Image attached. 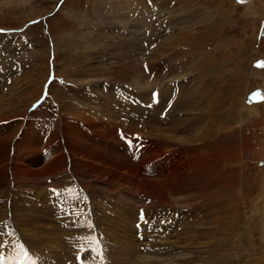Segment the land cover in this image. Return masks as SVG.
I'll use <instances>...</instances> for the list:
<instances>
[{
	"label": "rangeland",
	"instance_id": "374dc122",
	"mask_svg": "<svg viewBox=\"0 0 264 264\" xmlns=\"http://www.w3.org/2000/svg\"><path fill=\"white\" fill-rule=\"evenodd\" d=\"M125 2L0 0V247L27 251L31 257L24 253L20 264H76L77 258L90 264L88 254L79 250L86 241L107 264H264V0H138L140 11H146L142 23L135 19L141 12ZM202 14L208 15L203 23ZM218 21L224 23L216 24L215 31H221L226 42L216 50L215 41L197 39L213 33L204 24ZM189 26L194 31H182ZM182 34L185 41L175 40ZM169 35L178 45H169ZM192 46L190 56L199 61L204 48L219 64L216 74L202 84L219 89L213 102H220L223 113L213 107L214 115H228L233 96L241 116L237 114L239 121L221 119L213 127L216 137L220 133L222 138L220 154L215 147L202 145L213 143L215 135L210 132L209 137L207 122L200 123L203 113L190 116V106L187 126L180 125L171 137L181 139L176 142L181 147L167 146L172 149L170 160L160 173L154 166L162 169L156 160L164 156L143 167L145 145L152 141L143 132L170 123L171 108L178 115L181 112L175 108L178 103L185 112L186 102L179 99L182 87L176 80L195 76L199 84L200 72L183 74L187 59L177 55ZM161 47L164 55L155 54L158 58L153 62L150 53ZM174 56L178 60L170 65L172 72L163 83L160 76L149 92L135 90L131 84L135 76L152 82L160 73V63ZM155 65L160 67L155 70ZM125 83L132 93L128 100L112 102L113 95L117 99L127 90ZM197 91L195 86L192 96L182 97L187 95L183 98L188 105L205 110L209 95L205 98ZM156 96L159 100L153 102ZM109 113L116 117L107 118L112 117ZM90 118L97 123L100 118L120 120L110 131L114 146L122 148L113 150V163L126 162L130 168L80 163L77 142L90 143L81 137L102 131L87 121ZM191 131L203 136L194 138ZM124 136L132 137L130 151L122 143ZM44 138L50 142L46 149ZM109 142L104 141L112 148ZM239 144L237 159L230 160L234 145ZM202 150L212 157H199ZM220 157L223 160L218 162ZM101 167L106 172L101 173ZM131 168L137 178L131 176ZM163 177L179 194L168 207L161 204L166 186L156 189L161 190L157 202L147 190ZM51 187L67 193L75 189L78 194L50 198ZM180 195L186 198L180 200ZM138 210L145 216L141 240L133 226ZM4 252L7 260L21 255Z\"/></svg>",
	"mask_w": 264,
	"mask_h": 264
},
{
	"label": "bare ground",
	"instance_id": "6f19581e",
	"mask_svg": "<svg viewBox=\"0 0 264 264\" xmlns=\"http://www.w3.org/2000/svg\"><path fill=\"white\" fill-rule=\"evenodd\" d=\"M121 1V0H120ZM125 3H127V6H128V8L129 9H133L134 11H139V12H141V13H139L138 14V16H140L139 18H135L136 20H140V22L139 23H142L143 21H144V19H145V15H146V11H144V8H143V11H140L141 9H140V7H138V0H126V2ZM140 5V4H139ZM137 7L139 8V9H137ZM133 11V12H134ZM130 12H132V10L130 11ZM222 12H224V11H222ZM226 12V11H225ZM135 13V12H134ZM222 14V13H221ZM224 14V13H223ZM155 15V14H154ZM182 15V14H181ZM204 14H202V16L199 18V20H202V23L203 22H206L207 20H208V18L206 17V16H208V15H206V16H203ZM161 16V15H160ZM224 16V15H223ZM168 17V16H167ZM170 17V16H169ZM146 21V20H145ZM151 21V20H150ZM182 23V22H181ZM224 23V22H223ZM223 23H221V22H217V23H213V25L211 24V25H207V24H204L203 25V28L205 29V28H208V27H210V28H213L211 31L213 32V33H211V34H209V36H207L206 38H198L197 40H199V39H201L203 42L204 41H207V44H208V41H210V40H212V41H215V46L214 47H216V50H217V48H218V46H222V44L224 43V42H226L225 40H223V36H222V32L221 31H218V30H216L215 31V27H216V24H218V26H221L220 24H223ZM145 24V23H144ZM199 25V23H196V25ZM149 25V24H148ZM151 25V24H150ZM143 26H145V25H143ZM175 26V25H174ZM192 27H195V26H192ZM170 28H171V26L169 27V30H170ZM187 28H188V30H187ZM218 28V27H217ZM216 28V29H217ZM172 29V28H171ZM144 30V29H143ZM172 30H174V29H172ZM182 31L184 32H187V31H189V32H191V31H194V29L192 30L191 29V27L189 26V27H186V28H183L182 29ZM206 31V30H205ZM201 32H202V30H201ZM200 32V34H203V33H201ZM143 33V32H142ZM216 33H218V34H216ZM185 34V33H184ZM187 35V36H186ZM185 36L187 37V39L186 40H188L187 42H189L190 41V39H188V35L189 34H186ZM199 35V34H198ZM170 37V43H169V45L170 46H172V45H178V41H180V42H182V41H185V37H183V34H182V36H178L177 37V39H175V37H173V38H171L173 35H169ZM202 36V35H201ZM191 37V36H190ZM222 37V38H221ZM194 40V42H195V40H196V38L195 37H192ZM178 40V41H173V40ZM225 39V38H224ZM130 41V40H129ZM144 41V40H143ZM191 44V43H190ZM198 44V43H197ZM206 44V43H205ZM164 45V44H163ZM162 45V46H163ZM188 46H189V44H187ZM192 45H194V43H192ZM200 45V44H199ZM195 46V45H194ZM205 46V45H204ZM203 46V47H204ZM226 46V45H225ZM181 47V46H180ZM187 47V46H186ZM202 47V46H201ZM208 47V46H207ZM193 48V46L192 47H189L188 48V50H186V52L184 53V51H181V52H183V53H179L177 56L178 57H182V56H184L187 60V64H186V66H183V64H182V67H183V74L184 73H186L187 71L189 72V73H194V75L196 74V73H198V71L200 72L199 73V75L197 76L198 77V79H200L199 81V84H197V83H195V80H194V78H195V76H193V78L192 77H188V78H184V77H182L183 78V80L181 81V80H179V79H175L177 82H178V87H179V89H180V87H182V89L179 91V99H182V101H184V103H185V112H184V110H182V103H178L177 105H175V108L177 109H180V113H179V115L175 112L174 113V111H173V107L171 108V111H170V114L168 113V118H170L171 117V121H170V123H167L166 124V126L165 125H161V126H157V125H154V126H152L151 127V131L148 129L146 132H143V134L145 135V137H146V139L148 140V139H151L152 141H151V143H149L148 144V146H147V144L145 145V148L146 147H148V150H147V152H146V154H147V158L145 159V162L143 163V167H146V165H148V163H151V160L152 159H155V158H160V157H162V156H164V158L163 159H157L156 160V162L157 163H159V162H161L162 164H163V167H162V169H161V167L158 169L157 167L159 166H157V164H155V168L157 169V170H159V172L160 173H162V172H164L165 170L164 169H166L167 167H165L166 165H165V163L167 162V161H169L170 160V155H169V150H172V149H170L169 147L167 148V146L168 145H170V144H173V145H175L176 147H181L180 145H178L176 142H180V140L179 139H174V141H172L171 140V137H172V134L175 132V131H177L178 129H179V127H180V125L181 126H187V122H186V115H187V113H188V111H189V107L191 106L192 107V109H191V112H192V115H190L191 117L193 116V113H195V112H200V113H203V116L201 115L199 118H200V120H202V122H200V123H205V122H207V124H208V127H209V133H208V135H209V137H211L210 136V132H212V136L213 135H215V137H213V140H212V142L213 143H209V144H205V143H203L202 145H208V146H211V147H215L216 149H218V151H220V154H222L221 153V151L223 150V146H221L220 145V143H221V139L222 138H220L221 137V135H220V133H219V135L216 137V135H217V132L214 130V126H215V124H216V122L217 121H222V120H225V119H230V118H232L233 119V121L235 120V121H239L238 120V118H237V116L238 115H240L241 116V113H240V108H238L237 106H239L238 104L236 105V103H237V99L235 98V97H230L229 98V101L230 100H233V105H231V108L228 110L229 111V114L228 115H223V118H219L220 116V114L221 113H223V108H221V106H220V102L218 103L217 101L216 102H213V100L215 99V98H217V96L220 94V92H218L219 91V89H218V91H216V90H214V88L213 87H211V84H209L208 85V87L206 88L205 86V90H204V87H202V84L203 83H206V80L208 79V77H211V76H213L214 74H216V72H217V66L219 65V64H216V61L215 60H213L212 58H211V56L209 55V52L208 51H206L204 48H203V50H202V53H201V58H200V60L198 61V60H196V56L195 57H193V56H190L193 52H194V49H192ZM197 50V49H196ZM163 51H165V49H163V47H161L160 49H158V50H156V52L154 51V52H152V53H150V55H151V57L153 56V62L155 61L154 60V58H156L157 57V55H156V57H155V54H158L159 56H162V55H164V53H163ZM190 51H193V52H191V53H189ZM198 52H199V50H198ZM198 52H196L195 51V54L194 55H196V53H198ZM201 52V51H200ZM148 53V52H147ZM163 53V54H162ZM166 53V52H165ZM149 54V53H148ZM170 54V53H169ZM150 55L149 56H147V57H149L150 58ZM193 55V54H192ZM198 54H197V56H199ZM177 56H174V57H170V58H168L167 60H164V62H162V63H160V66H162V68L160 67V66H157V65H155V70L157 69V67H160V73L157 75V77H156V74H155V77H154V79H153V81L152 82H145L146 80H145V77H143V76H141V75H138V76H135L134 77V79H132L133 81V83L131 82V84L132 85H135L136 86V88H135V90L137 91V90H140L142 93H146V92H149L150 90L149 89H153L154 87H152V86H155L157 83H158V80H156L158 77H160V76H162L160 79H159V81L161 82V83H163V80H165L166 78H167V75H168V73L169 72H172L171 70H172V66L174 65L173 63L174 62H176V59L178 60V58H177ZM144 57V56H143ZM145 57H146V55H145ZM158 58V57H157ZM157 58H156V60H157ZM145 59H147V58H145ZM198 61V62H197ZM222 62V61H221ZM223 62H225V61H223ZM152 63V62H151ZM159 64V63H158ZM205 64V65H204ZM170 65H172V66H170ZM151 67V66H150ZM167 67V72H166V68ZM180 67V66H179ZM178 67V68H179ZM154 70V71H155ZM211 70L213 71V72H211ZM207 71H209V72H207ZM196 72V73H195ZM202 72H204V73H202ZM207 72V73H206ZM220 72V71H219ZM156 73V72H155ZM202 73V74H201ZM182 74V75H183ZM213 74V75H212ZM221 74V73H220ZM236 74V73H235ZM179 77V76H178ZM147 79V78H146ZM149 79V78H148ZM163 79V80H162ZM215 79H218L217 77H215ZM224 79V78H223ZM197 81V80H196ZM224 82V81H223ZM125 84H127V83H125ZM185 84V85H184ZM194 84H197V85H194ZM213 84H215V83H213ZM127 85H129V84H127ZM199 85V86H198ZM196 86V88H197V92L199 93V95H202L203 97H205V94H208L209 96H208V107H207V109H202L201 107H199V108H197L196 106H194V105H191V104H189L188 105V103H187V101L188 100H186V98L188 97L187 95V97L186 96H183V97H186V98H183L182 97V95H185V94H191V96H192V94H193V88ZM216 86V85H215ZM121 87V86H120ZM125 87V86H124ZM111 88V87H110ZM156 88H159V87H156ZM223 88V87H222ZM112 89V88H111ZM130 85L127 87V90L126 91H122L120 94H119V96L117 97V99L115 98V95H113L112 96V98H111V101L113 102V101H117L118 103H120V102H125L126 100H128V98H129V96L132 94L131 93V91H130ZM112 90H114V91H116V89H112ZM134 90V93L136 92ZM148 90V91H147ZM195 91V90H194ZM131 93V94H130ZM198 93H197V95H195V97H198ZM181 94V95H180ZM106 96H109V94H105ZM190 96V95H189ZM219 97V96H218ZM205 98H207V96L205 97ZM85 99V98H84ZM156 99L157 100H159L158 99V97L156 96ZM171 100H173L172 98H170ZM179 99L178 100H176L175 102L177 103V101H179ZM189 99H191L190 97H189ZM220 99V98H219ZM151 100V99H150ZM150 100H149V102L148 103H150ZM170 100V101H171ZM199 100V99H198ZM198 100H196V102L198 101ZM203 100H205L204 98H203ZM226 100H228V99H226ZM153 101V100H152ZM152 101H151V104H152ZM195 101V100H194ZM191 103V102H190ZM198 103V102H197ZM207 103H205L204 105H206ZM162 105V102H161V104H159L158 106H156L155 108H152V110H156V109H158L160 106ZM181 105V106H180ZM200 105H202V104H199V106ZM248 104L246 103V104H244V106H247ZM149 106V105H148ZM251 106H252V104H251ZM152 107V106H151ZM154 107V106H153ZM203 107H205V106H203ZM213 107H216V108H219L220 109V112L221 113H218L217 115H214L215 114V111H213ZM196 109V110H195ZM231 110H234V111H231ZM253 110V109H252ZM252 110H249V109H247L246 111L247 112H252ZM190 112V113H191ZM238 112V113H237ZM110 114V113H109ZM238 114V115H237ZM105 117H107L106 116V114H103ZM101 116V117H103L104 118V116ZM111 115V114H110ZM142 115V117L143 118H147V116L145 115V114H141ZM235 115H236V118H234L235 117ZM98 117H100L99 115H97ZM112 117H107V118H113V117H116V116H114V115H111ZM176 116H180V118L178 119V117L176 118ZM95 118V117H94ZM107 118L105 119V121L102 119V118H100L102 121L100 122V123H97L93 118H90V119H88L87 121L88 122H90V123H92L97 129H99V130H102V131H106V132H99L97 135H92V136H88V135H84V137H81V138H84V140L86 139V140H88V139H90V143H88V142H83L82 144H83V147H80L79 145L81 144V143H79V141L77 142V152H76V156L80 159V163L83 165V163L84 162H92V163H96V165L98 164V163H100V164H102V165H107V164H109V165H116V166H113V167H116V168H120V169H123V170H125L126 169V167L128 166L129 168H130V166L125 162V164H122V163H119V162H116V163H113V153H114V151L113 150H118L119 151V149H122V148H119L118 149V144H116V146H114V140H113V133L112 132H110L111 130H112V128H114V127H116V123H118V121H120V120H118V121H114V119H112V120H110V121H108L107 120ZM198 118V119H199ZM205 119H207L206 121H205ZM222 119V120H221ZM231 119V120H232ZM237 119V120H236ZM98 120V119H97ZM167 120V119H166ZM166 122V121H165ZM189 124V123H188ZM218 124V123H217ZM117 130H119L118 128L116 129V131ZM235 131V130H234ZM172 132V133H171ZM191 133H192V136L194 137V138H196V137H199L200 135L201 136H203V134H199V132H198V134L196 133V132H192L191 131ZM142 134V133H141ZM142 134V135H143ZM188 134H189V132H188ZM235 133H232V136L234 135ZM59 135V134H58ZM53 136H55V138L56 139H59L58 137L59 136H56V135H53ZM126 136V135H125ZM124 136V137H125ZM123 137V138H124ZM13 138V137H12ZM41 138V137H40ZM54 138V137H53ZM229 138V137H228ZM122 139V138H121ZM203 139H207V136H204L203 137ZM83 140V139H82ZM81 140V141H82ZM110 141L109 143H110V145H111V147L112 148H110V146H107V144L106 143H104V141ZM226 140V139H225ZM150 141V140H149ZM183 141V140H182ZM44 142H45V149H46V146L50 143V142H48V140L46 139V138H44ZM53 141H52V139H51V143H52ZM119 142V141H118ZM38 143V142H37ZM136 143V142H135ZM138 143H139V141H138ZM141 143V142H140ZM186 143H188V141L186 142ZM34 144V143H33ZM81 144V145H82ZM89 144H91V147H88L87 145H89ZM121 144V143H120ZM86 145V146H85ZM140 146V144H137V146ZM90 146V145H89ZM131 146V145H130ZM144 146V145H143ZM235 146V154H232V157L230 158V160H232V159H237L236 157L238 156V152L240 151V149H241V145L239 144V145H234ZM109 147V148H108ZM142 147V146H141ZM194 148V147H193ZM44 149V150H45ZM138 149V148H137ZM37 150L39 151V152H41V149H40V147H38L37 148ZM233 151V152H234ZM140 152V151H139ZM142 152V151H141ZM207 152V151H206ZM9 154V153H8ZM125 154V153H124ZM133 155V154H132ZM200 155V154H199ZM202 155V156H201ZM201 155L199 156V157H201V158H209L211 155L209 154H207V153H205V151H203L202 150V152H201ZM8 156L9 155H7V157L6 158H8ZM142 156V155H141ZM224 156V155H223ZM143 157V156H142ZM212 157V156H211ZM201 158H199L202 162H204L205 161V159H201ZM136 159V158H135ZM218 160V162H220L221 160H223L221 157L220 158H217ZM226 159H229L228 157L226 158ZM234 159V160H235ZM7 163V162H6ZM50 163V162H49ZM52 163V162H51ZM62 163H64V162H62ZM95 165V166H96ZM138 165V164H137ZM151 165V164H150ZM139 166V165H138ZM152 166V165H151ZM51 167L52 168H55V165L54 164H52L51 165ZM95 169V167H93V170ZM142 169V168H141ZM154 169V168H153ZM111 170V169H110ZM135 169H133V168H131V170H130V173H131V176L132 177H136L137 178V176L135 175L136 173H137V171L135 172L134 171ZM96 171V170H95ZM100 171H101V173H103V172H106V168H104V167H101V169H100ZM109 173H111L110 171H108ZM159 172H157V173H159ZM181 172V171H180ZM100 173V174H101ZM139 173H140V171H139ZM138 173V174H139ZM98 175V174H97ZM141 175V174H140ZM160 175V174H159ZM165 175V176H164ZM163 176L164 177H166L167 176V174L165 173ZM121 177V176H120ZM140 177V176H139ZM164 177L162 178V180H160L159 181V183H158V181H157V183H154V182H152V183H150V184H152L151 185V187H148V191H149V193H152V196L155 198V202H157V197H156V195L158 194V193H160L161 192V190H160V192H158V190H156V189H160V187L162 186V185H164V186H166V187H163V191L165 192L164 194H163V200L161 201V204H165L167 207L170 205V202H169V200H171L172 199V197H174L175 195H179V194H177L176 193V189H172L171 187H172V185H173V183L170 181V180H168V179H166V180H164ZM128 178V177H127ZM142 178V177H141ZM140 178V179H141ZM160 178H161V176H160ZM213 178V177H212ZM139 179V178H138ZM144 179V178H143ZM127 180V179H126ZM130 180V179H129ZM158 180V179H157ZM122 181V180H121ZM147 181V180H146ZM214 181V180H213ZM124 182V181H123ZM126 182V181H125ZM132 182H133V180H132ZM148 182V181H147ZM146 182V183H147ZM215 182V181H214ZM130 183V182H129ZM212 183V182H211ZM137 186H141V183L138 181L137 183ZM128 185V184H127ZM147 186H148V184H146ZM133 186V185H132ZM136 186V185H135ZM142 186H144V185H142ZM131 187V186H130ZM145 187V186H144ZM146 188V187H145ZM137 189V188H136ZM146 189H144V191H145ZM148 193V192H147ZM148 193V194H149ZM145 194V193H144ZM147 194V195H148ZM239 195V194H238ZM180 197H181V199L180 200H182V199H185L186 197L185 196H182V195H180ZM226 200H227V198H226ZM238 200H239V198H238ZM220 201V200H219ZM228 201H229V199H228ZM169 202V203H168ZM230 202V201H229ZM167 203V204H166ZM172 203V202H171ZM231 204H233V203H231ZM239 204V203H238ZM233 207H234V205H233ZM233 207H232V209H233ZM230 208H231V206H230ZM236 209H237V207H236ZM226 210V209H225ZM235 210V209H234ZM236 212V211H235ZM234 212V213H235ZM230 214V213H229ZM234 218V217H233ZM233 218H231V219H233ZM224 219V218H223ZM233 220H235V219H233ZM232 220V221H233ZM234 224V223H233ZM209 229V228H208ZM208 231V230H207ZM211 231V230H210ZM215 236V235H214ZM212 237V236H211ZM136 240V239H135ZM138 244V243H137ZM160 247V246H159ZM153 253V252H152ZM155 253V252H154ZM144 254V253H143ZM142 254V255H143ZM141 255V256H142ZM149 255V254H148ZM141 256H138V257H140L141 258ZM151 257H152V255L151 256H149L148 258H146L147 260H150L151 259ZM143 258H145V257H143ZM157 258V257H156Z\"/></svg>",
	"mask_w": 264,
	"mask_h": 264
}]
</instances>
